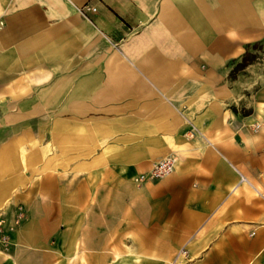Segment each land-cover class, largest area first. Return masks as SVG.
<instances>
[{
    "label": "crops",
    "instance_id": "1",
    "mask_svg": "<svg viewBox=\"0 0 264 264\" xmlns=\"http://www.w3.org/2000/svg\"><path fill=\"white\" fill-rule=\"evenodd\" d=\"M260 41L264 0H0V214L28 201L31 218L17 241L50 217V264H167L183 245L264 264V76L231 77ZM168 155L170 174L138 181Z\"/></svg>",
    "mask_w": 264,
    "mask_h": 264
},
{
    "label": "rangeland",
    "instance_id": "2",
    "mask_svg": "<svg viewBox=\"0 0 264 264\" xmlns=\"http://www.w3.org/2000/svg\"><path fill=\"white\" fill-rule=\"evenodd\" d=\"M256 67L258 68L256 69ZM254 72L264 76V44L255 47L252 46L245 58L242 59V62L236 64L231 77L235 80H238L239 77L249 78L250 76H254ZM43 156L44 163H48V161H50V153L47 155L44 154ZM44 171H46L45 168H40L34 171V176H36V174L40 175L44 173ZM49 171L50 170H47L48 174ZM25 174L29 176L31 171L24 170V175ZM28 205V201L16 203V206L9 202L5 208L6 210L0 214V255L2 258L5 257L4 261L6 264H11L12 262L14 264L16 257L19 258V261L17 260L19 262L18 264H50V217H46L44 222L43 219H39V222L41 221V226L48 223L46 231L43 229L44 232L42 233L38 230L35 234L30 233L31 237L34 239L33 243L35 242V247L32 248L26 244L27 241L31 240L29 234H22L25 243L17 241L18 233L24 230L31 220L28 214L29 210H27V208H29ZM35 229L38 228H34L33 230ZM51 244L52 246L54 245L53 242ZM186 248L187 246L183 245L178 249L167 264H196Z\"/></svg>",
    "mask_w": 264,
    "mask_h": 264
},
{
    "label": "built area",
    "instance_id": "3",
    "mask_svg": "<svg viewBox=\"0 0 264 264\" xmlns=\"http://www.w3.org/2000/svg\"><path fill=\"white\" fill-rule=\"evenodd\" d=\"M95 7L90 6L88 4H83L79 7V11L81 14L85 15L86 10H94ZM174 169V157L171 155L165 156L158 161H156L152 167L143 173H140L137 176L138 180H146V179H159L168 174H170Z\"/></svg>",
    "mask_w": 264,
    "mask_h": 264
},
{
    "label": "trees",
    "instance_id": "4",
    "mask_svg": "<svg viewBox=\"0 0 264 264\" xmlns=\"http://www.w3.org/2000/svg\"><path fill=\"white\" fill-rule=\"evenodd\" d=\"M262 44H264V41H260V42L254 43L253 44V47L258 46V45L261 46ZM248 52H249V49L246 51V53L244 54V56L242 57V59L245 58V56L247 55ZM240 62H242V60Z\"/></svg>",
    "mask_w": 264,
    "mask_h": 264
}]
</instances>
